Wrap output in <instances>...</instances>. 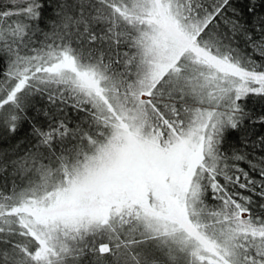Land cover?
<instances>
[{"label": "snow or ice", "instance_id": "6c2138e0", "mask_svg": "<svg viewBox=\"0 0 264 264\" xmlns=\"http://www.w3.org/2000/svg\"><path fill=\"white\" fill-rule=\"evenodd\" d=\"M0 264H264V0H0Z\"/></svg>", "mask_w": 264, "mask_h": 264}]
</instances>
